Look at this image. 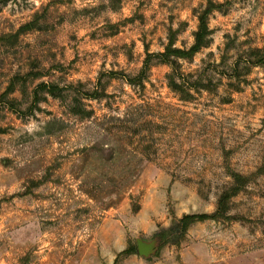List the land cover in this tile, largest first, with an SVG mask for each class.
Instances as JSON below:
<instances>
[{
    "label": "rangeland",
    "instance_id": "1",
    "mask_svg": "<svg viewBox=\"0 0 264 264\" xmlns=\"http://www.w3.org/2000/svg\"><path fill=\"white\" fill-rule=\"evenodd\" d=\"M0 264H264V0H0Z\"/></svg>",
    "mask_w": 264,
    "mask_h": 264
},
{
    "label": "trees",
    "instance_id": "2",
    "mask_svg": "<svg viewBox=\"0 0 264 264\" xmlns=\"http://www.w3.org/2000/svg\"><path fill=\"white\" fill-rule=\"evenodd\" d=\"M206 25L204 24V20L200 19L199 30L195 34V46L193 50L199 48V45L202 42V39L206 36ZM170 50V47L167 48L166 52ZM175 52H180V50H175ZM202 218H206L201 215L196 214H185L182 217L178 218L174 224L169 228V231L172 233L171 242L179 244L186 234L187 229L191 224L196 221H201ZM156 237H160L161 239L164 237L162 232L158 233ZM125 254L135 253L134 247H129L124 251Z\"/></svg>",
    "mask_w": 264,
    "mask_h": 264
},
{
    "label": "water",
    "instance_id": "3",
    "mask_svg": "<svg viewBox=\"0 0 264 264\" xmlns=\"http://www.w3.org/2000/svg\"><path fill=\"white\" fill-rule=\"evenodd\" d=\"M138 249H139V253L140 254H144L145 253V250H144V248H143V246H142V244L140 242H138Z\"/></svg>",
    "mask_w": 264,
    "mask_h": 264
}]
</instances>
